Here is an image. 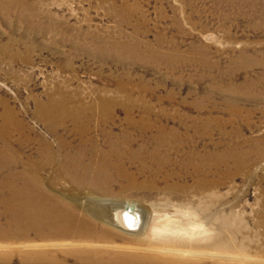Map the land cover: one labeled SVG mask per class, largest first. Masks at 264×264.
Listing matches in <instances>:
<instances>
[{
	"label": "rangeland",
	"instance_id": "1",
	"mask_svg": "<svg viewBox=\"0 0 264 264\" xmlns=\"http://www.w3.org/2000/svg\"><path fill=\"white\" fill-rule=\"evenodd\" d=\"M21 3L0 6L1 156L43 166L56 203L131 202L180 229L133 242L80 208L93 226L80 242L98 246L29 249L1 210L0 264L40 251L68 263L83 250L149 256V245L210 243L224 219L246 245L236 255L264 260V0ZM205 180L223 185L200 197ZM196 227L188 240L182 229Z\"/></svg>",
	"mask_w": 264,
	"mask_h": 264
},
{
	"label": "bare ground",
	"instance_id": "2",
	"mask_svg": "<svg viewBox=\"0 0 264 264\" xmlns=\"http://www.w3.org/2000/svg\"><path fill=\"white\" fill-rule=\"evenodd\" d=\"M1 5H3V8L10 7V10H15L16 6L22 5V3L21 0H0ZM63 108V113L65 111L68 112L67 108ZM0 158L3 164V168L0 171H8L4 175V179H0V211L4 210L12 218L8 228L11 230L13 225L18 228L20 238L24 239L22 241L24 248L41 249L57 246L54 244H59V241H69L67 239L70 238H72L71 242L60 243L67 244L61 246H98L93 242H80L81 239L88 236L93 227L87 219H80L76 214L80 208L84 209L90 218L93 217L109 227L137 236L136 239L132 240L133 242L136 240L147 242L148 244L149 239L152 238L150 235L152 232L159 233L165 228H169L171 232H176L180 229L178 222L172 220L152 223L149 214H146L137 204L131 202L120 204L111 199H95L91 203L92 207H90L85 202L80 204L78 198H76V201L74 200L75 202H72L71 199L65 196L68 201L64 200V202L56 203L50 199L44 190L40 189L44 180L46 182L48 180L40 173L39 168L43 166L33 167L26 165L21 170L11 169L10 164L16 160L2 157L1 153ZM71 166L72 164L68 168L71 169ZM58 175L61 178L67 175L65 167H58ZM222 185V182L214 183L208 180L199 182V196L207 197L220 189ZM235 220L224 219L221 231L213 241L198 246L178 244L149 245L143 249L147 252L145 254L149 256L132 255L123 257L112 253L96 251L94 253L83 250L78 254L70 255L76 257L77 263H68L66 260L57 259L50 254V251H40V253L35 252L26 255L24 264H231V261H244L252 264L260 262L259 264H264V260H260L256 256L239 258L236 255V252H242L247 248L243 242L231 235L235 225L234 222L236 223ZM182 230L185 231V234L190 235L188 240L194 241H197L196 237L198 234L191 236L193 232L196 230L203 231L199 227ZM213 237L214 235L212 234L209 238ZM32 238L35 239L30 240ZM3 240L4 237L0 235V243ZM37 241H42V243ZM127 248L130 249V247ZM48 256L50 258H47ZM158 257H166L168 259H159Z\"/></svg>",
	"mask_w": 264,
	"mask_h": 264
}]
</instances>
